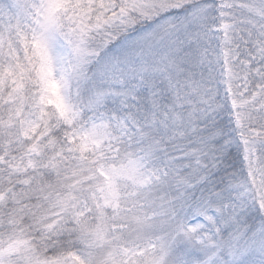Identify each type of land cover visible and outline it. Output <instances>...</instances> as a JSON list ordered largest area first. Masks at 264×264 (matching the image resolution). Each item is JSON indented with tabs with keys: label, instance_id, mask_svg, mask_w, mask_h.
I'll return each mask as SVG.
<instances>
[{
	"label": "snow or ice",
	"instance_id": "obj_1",
	"mask_svg": "<svg viewBox=\"0 0 264 264\" xmlns=\"http://www.w3.org/2000/svg\"><path fill=\"white\" fill-rule=\"evenodd\" d=\"M0 264H264V0H0Z\"/></svg>",
	"mask_w": 264,
	"mask_h": 264
}]
</instances>
